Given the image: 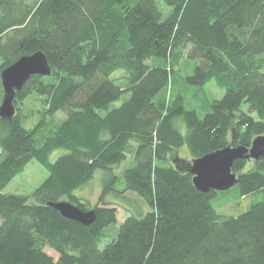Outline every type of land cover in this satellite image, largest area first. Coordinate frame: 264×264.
<instances>
[{"label":"trees","instance_id":"trees-1","mask_svg":"<svg viewBox=\"0 0 264 264\" xmlns=\"http://www.w3.org/2000/svg\"><path fill=\"white\" fill-rule=\"evenodd\" d=\"M178 48L195 64L187 86L225 90L203 117L181 92L166 101ZM36 52L52 75L32 76L13 120L0 117V264H264V158L234 162L240 198L263 196L239 216L218 213L219 192H200L170 160L182 147L193 160L222 150L234 132L247 148L264 136V0H0V106L2 72ZM30 94L46 110L27 128L16 102ZM33 160L49 177L32 196L5 194ZM96 177L92 205L80 193ZM127 193L147 210L102 248L118 221L110 197ZM60 202L95 210V222L65 218L49 205Z\"/></svg>","mask_w":264,"mask_h":264},{"label":"rangeland","instance_id":"rangeland-1","mask_svg":"<svg viewBox=\"0 0 264 264\" xmlns=\"http://www.w3.org/2000/svg\"><path fill=\"white\" fill-rule=\"evenodd\" d=\"M187 54L188 50H184L182 48H178L175 52V60L179 61V64L176 68V77L170 84L169 94L167 95L166 101L170 100V93L173 95V92H181L188 103V107L198 109L201 117H203L206 113V104L214 100H221L225 95V90L219 88L215 81L207 84L202 90L187 86V84H185V77L193 73L195 66V64L187 59ZM122 103L123 100L121 99L115 103V106H120ZM44 104L45 99L36 94H30L25 100H18L16 102V106L19 108V111L26 116L27 122L25 123V126L27 128L32 127V125L36 123L45 112L46 109ZM243 109L244 111H247L248 106L243 105ZM254 117H256V114ZM61 118H63L62 114L59 115V119ZM183 132L185 133L186 130L184 129ZM231 143L232 147L239 146L236 140L235 132L231 134ZM1 152L2 149L0 148V153ZM65 153H67V150L65 149L60 148L55 150L49 157L50 162H54L58 157L64 155ZM170 160L175 165L185 168H191L194 161L187 147H182L172 151ZM249 161H251L249 163V167H252L254 165V160ZM130 165V161L125 162L121 169L129 167ZM48 177L49 172L47 169L37 160H33L9 179V182L4 188V193L32 196L36 189L44 183ZM99 177H96V179L80 193L85 199H88L92 205L97 203L101 194V182ZM126 196L129 197V200L110 197L112 201L118 203L116 204L118 207V221L116 225L109 228V235L104 240L101 246L102 248L113 240V236L116 235L119 226L126 218L133 214L137 215L138 210H147L145 203L138 196L132 193H127ZM262 199L263 196L260 194L240 198L238 189L233 187L228 191L219 192L217 196L212 199V204L218 213L229 216H239L248 211L253 203L261 201ZM47 252L55 259H58V256L54 252L49 250H47Z\"/></svg>","mask_w":264,"mask_h":264},{"label":"water","instance_id":"water-1","mask_svg":"<svg viewBox=\"0 0 264 264\" xmlns=\"http://www.w3.org/2000/svg\"><path fill=\"white\" fill-rule=\"evenodd\" d=\"M40 75L49 77L52 68L42 52H36L20 58L6 68L1 75L4 88V98L0 106V117L13 120L16 114L14 104L16 93L20 92L28 80ZM264 158V136L255 138L250 148L244 146H228L217 152L207 154L192 163L190 173L197 190L203 193L211 191H228L239 183L240 177L233 172L234 162L237 160L260 161ZM62 216L78 222L84 226L92 225L96 220L95 210L83 211L69 202L49 203Z\"/></svg>","mask_w":264,"mask_h":264}]
</instances>
